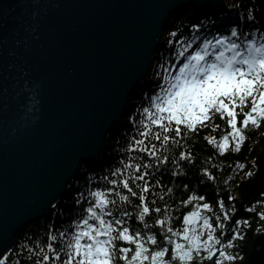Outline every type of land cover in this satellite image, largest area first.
Here are the masks:
<instances>
[{
    "label": "water",
    "instance_id": "water-1",
    "mask_svg": "<svg viewBox=\"0 0 264 264\" xmlns=\"http://www.w3.org/2000/svg\"><path fill=\"white\" fill-rule=\"evenodd\" d=\"M227 0H0V252L100 158L172 13ZM245 200L264 191V150ZM264 235L242 264H264Z\"/></svg>",
    "mask_w": 264,
    "mask_h": 264
},
{
    "label": "snow or ice",
    "instance_id": "snow-or-ice-1",
    "mask_svg": "<svg viewBox=\"0 0 264 264\" xmlns=\"http://www.w3.org/2000/svg\"><path fill=\"white\" fill-rule=\"evenodd\" d=\"M199 27L192 25L193 30ZM239 34L238 29L232 27L230 35L204 37L201 43H197L201 40L199 35L190 38L181 35L175 41H165L175 47L154 66L156 89L146 106L133 113L141 119L129 117L133 124L141 126L134 129L141 139L133 136L129 149L147 153L152 160L145 158L135 165L129 162L110 172L115 178L103 177L108 184H122L127 194L106 186L89 191L87 197L78 194L75 204L80 205L84 200L87 205H81L80 217L71 220L68 227L59 232V249L48 243V252L33 264H237L236 241L242 238L238 226L249 225V222L230 215L236 212L234 206L228 207L223 199H218L214 210L206 195L193 192L180 201L181 206L191 205V210L182 214L179 228L174 230L169 206L153 207L156 201L149 202L150 190L162 186L161 180L153 184L150 178L161 172V165H166L169 157L157 154L155 144L149 147L148 141L154 139L161 146L169 142L178 145V137L197 134L209 126L216 131L221 126L215 123L219 119L227 131L218 138L205 137L206 143L220 154L230 149L238 152L247 139L246 130L259 129L264 124V35L243 42L232 39ZM170 36L176 37L177 32ZM179 161L193 163L192 153L179 151L178 158L171 163L180 169ZM132 167L134 172L119 178L122 171ZM239 167L243 169L244 165ZM204 172L208 179L214 178L207 169ZM254 176L252 170L244 172L241 186L245 181L254 183ZM172 191L168 188L169 193ZM113 196L122 203L118 204ZM131 198L138 202L133 203ZM235 200L236 197L227 196L228 202ZM257 203L264 205V191L260 192ZM127 205H131L132 211ZM255 215L264 219V211ZM133 217L130 224L129 219ZM224 220L233 221L232 227L226 226ZM135 221L142 226H134ZM48 239L57 241L58 237L49 234ZM121 241L134 247L120 244ZM10 253L11 250L0 252V264H7ZM261 255L264 257V252Z\"/></svg>",
    "mask_w": 264,
    "mask_h": 264
},
{
    "label": "trees",
    "instance_id": "trees-1",
    "mask_svg": "<svg viewBox=\"0 0 264 264\" xmlns=\"http://www.w3.org/2000/svg\"><path fill=\"white\" fill-rule=\"evenodd\" d=\"M207 11H209L208 8L200 11L196 7H188L171 16L163 31L161 47L154 55V66L160 61L161 56H169L170 52L168 50L175 47L174 44H166L165 41L168 39L175 41L181 35L186 38L199 35L201 37L200 41H202L204 37L209 38L214 31L223 35H230L232 27H236L238 33H240L237 37L232 38L236 42H240L241 38H245L246 35L257 39L264 35V0H227L224 5L214 10V15H210ZM209 23H212L211 26H209ZM193 24H198L200 27L193 30ZM215 26H218V28H215ZM227 30H229V33L226 32ZM172 32H177V36L171 37L170 33ZM153 69L146 82L138 85L135 92L130 95L128 107L120 123L116 124L107 134L106 148L100 158L89 162H81L80 175L69 184L65 196L54 204L46 216L26 225L15 234V244L11 248L10 259L7 260V264H16V261H19V264L39 262L43 253L48 252V243H53L54 248L58 250L60 247L59 232L64 231L71 220L80 217L81 205L87 206L84 200L81 201L80 205L75 204L78 194L87 197L89 191L96 188L103 189L105 186L127 194V190L123 189L122 184H108L103 177L107 176L109 180L115 178L110 175V172L129 162L135 165L136 162L145 158L152 160V157L148 156L147 153L129 149L133 136L136 139H141L134 131L136 127L141 126L133 124L129 117L131 116L133 120L141 119L140 115L133 116V113L146 106L149 96L156 89ZM215 123L221 125L216 131H213L209 126L197 134H190L183 138L178 137V145L169 142L161 146V143L154 139L148 141L149 147L155 144L157 154L169 157V162L166 165H161V172L155 173L154 177L150 178L149 182L153 184H155V180H161L162 186L153 187L150 190L148 200L149 202L156 201L152 205L153 207L163 208L165 204L169 206L168 211L173 217L174 230L179 228L182 214L191 210V205L181 206L180 201L193 192L198 195H206L207 201L212 202L214 210L217 207L215 201L218 199H223L228 207L234 206L236 212L234 214L230 212V215H234L235 219L248 220L249 222V225L238 226L242 238L236 241L238 245L236 248L238 253L237 264H242L252 251L254 238L258 234L264 233V219L255 215L256 212L264 211V205L257 203L260 196H252L249 200H245L242 198V191L239 190L244 172L252 170L256 173L255 162L259 153L264 149V124L259 129L249 128L246 130L247 139L240 151L230 149L220 154L205 141V137L214 136L218 138L223 132L227 131L226 126L219 119ZM153 130L156 131L155 126H153ZM179 151L191 152L193 163L187 164L184 161H179L181 168L177 169L171 161L178 158ZM240 164L244 165L243 169L239 167ZM204 169H207L214 178L208 179ZM134 171V167L125 169L119 174V178L123 179ZM173 172L178 173V175H171ZM136 184H141V182L136 181ZM184 185H188V187L184 188ZM132 187L133 190H137L134 186ZM168 188L173 189L172 193L168 192ZM228 195L236 197V200L228 202ZM113 198L117 200L118 204L122 203L117 196H113ZM88 199L91 200L92 198L89 197ZM131 199L133 203L138 202L136 198ZM192 203H195V201ZM241 204H244L243 207H240ZM127 208L132 211L131 205H127ZM248 209H252V211L250 212ZM217 214L222 216V213ZM133 220L134 217L129 219V223L132 224ZM148 222L151 223V220ZM222 222L229 228L232 227L233 221L224 220ZM136 225L142 226L139 221H135L134 226ZM154 228L158 229L159 226L154 225ZM49 234L57 235V241L48 239ZM119 243L134 247L124 241ZM25 244H27V248L23 247ZM22 248L23 251L21 252ZM29 249H31V252H29ZM229 251H232V249H229ZM36 253L41 255L37 256ZM49 255H52V253H49ZM29 256L32 257L31 260H29Z\"/></svg>",
    "mask_w": 264,
    "mask_h": 264
},
{
    "label": "bare ground",
    "instance_id": "bare-ground-1",
    "mask_svg": "<svg viewBox=\"0 0 264 264\" xmlns=\"http://www.w3.org/2000/svg\"><path fill=\"white\" fill-rule=\"evenodd\" d=\"M174 14H175V13H172L171 16L174 15ZM171 16H170V18H171ZM136 87H137V86H136ZM136 87H135V88H136ZM134 92H135V90H133L132 94H133ZM127 107H128V105H127ZM126 109H127V108H126ZM125 111H126V110H125ZM263 150H264V149H263ZM263 150H262V151H263ZM79 175H80V174H79ZM79 175H78V176H79ZM78 176H77V177H78ZM77 177H76V178H77ZM67 191H68V190H67ZM66 193H67V192H66ZM66 193H65V194H66ZM64 196H65V195H64Z\"/></svg>",
    "mask_w": 264,
    "mask_h": 264
},
{
    "label": "flooded vegetation",
    "instance_id": "flooded-vegetation-1",
    "mask_svg": "<svg viewBox=\"0 0 264 264\" xmlns=\"http://www.w3.org/2000/svg\"><path fill=\"white\" fill-rule=\"evenodd\" d=\"M255 197V196H254Z\"/></svg>",
    "mask_w": 264,
    "mask_h": 264
}]
</instances>
